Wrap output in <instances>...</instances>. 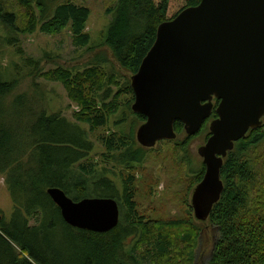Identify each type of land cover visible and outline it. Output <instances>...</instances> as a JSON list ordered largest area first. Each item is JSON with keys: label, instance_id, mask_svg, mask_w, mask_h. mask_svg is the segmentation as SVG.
<instances>
[{"label": "trees", "instance_id": "obj_1", "mask_svg": "<svg viewBox=\"0 0 264 264\" xmlns=\"http://www.w3.org/2000/svg\"><path fill=\"white\" fill-rule=\"evenodd\" d=\"M9 1L0 0V21L14 33L40 30L57 36L69 29L76 47L91 44L88 7L72 1ZM200 2L116 0L109 9L116 16L105 35L112 58L133 76L153 47L159 26ZM108 60L97 58L78 72L57 67L39 73L63 86L78 108L73 121L47 112L27 91L19 92L17 80L0 82V177L14 205L11 220L0 216V264H195L198 242L209 230L214 246L208 264H264V117L262 126L251 129L224 159V191L209 219L198 221L191 204L188 215L146 219L137 202V169L156 149L137 143L136 129L146 118L131 111V79L109 73L103 66ZM218 105L215 99L213 114L197 135L185 134L177 121V138L159 143L173 145L164 155L173 168L179 171L189 163L192 141L208 140ZM128 111L134 121L126 127ZM92 138L100 145V163L92 155L97 147ZM204 174L203 165L188 177L189 193ZM50 188L63 190L76 202L115 199L119 225L108 233L68 225L48 195ZM70 257L75 261H68Z\"/></svg>", "mask_w": 264, "mask_h": 264}, {"label": "water", "instance_id": "obj_2", "mask_svg": "<svg viewBox=\"0 0 264 264\" xmlns=\"http://www.w3.org/2000/svg\"><path fill=\"white\" fill-rule=\"evenodd\" d=\"M53 2L59 0H51ZM132 111L146 118L137 142L153 149L177 138L175 123L197 135L219 101L210 137L198 149L205 174L191 199L198 221L209 219L224 191V159L264 117V0H201L162 23L156 41L131 78ZM48 195L64 221L108 233L120 223L115 199L74 201L59 188Z\"/></svg>", "mask_w": 264, "mask_h": 264}, {"label": "rangeland", "instance_id": "obj_3", "mask_svg": "<svg viewBox=\"0 0 264 264\" xmlns=\"http://www.w3.org/2000/svg\"><path fill=\"white\" fill-rule=\"evenodd\" d=\"M67 1L86 6L91 10L86 30L91 36V44L86 48L76 47L69 29L57 36L43 34L40 30L33 35H18L0 21V82L17 80L19 92L27 91L34 99H39L41 107L47 109V112H57L73 121V113L78 110L77 106L68 99L61 84L45 81L39 76L40 72L57 67L78 72L89 64H94L97 58H107L109 60L103 66L109 73L122 79H131L132 76L112 58L111 50L105 44V35L116 16V12H109V9L116 6V0H59L54 3ZM8 3L11 5L10 1ZM11 39L15 43L12 44L9 41ZM131 111L127 113V123L124 124L126 127L134 121ZM142 124L138 125L136 135ZM180 139H183V136ZM92 140L97 146L92 155L96 163H100L102 159L100 145L95 139L92 138ZM204 144L203 137L191 142L187 155L189 163L184 162L179 171L173 168L169 161L164 160V155L172 149V144H158L154 148L155 152L149 154L148 159L137 169V202L141 215L146 219H166L188 215V205L191 204L192 194L198 185L194 187L192 193H189L188 177L203 168V159L198 149ZM13 213L14 205L5 178L0 177V216L11 220ZM213 243L214 239L209 230L198 242L195 250V264H208ZM68 261L75 260L70 257Z\"/></svg>", "mask_w": 264, "mask_h": 264}, {"label": "flooded vegetation", "instance_id": "obj_4", "mask_svg": "<svg viewBox=\"0 0 264 264\" xmlns=\"http://www.w3.org/2000/svg\"><path fill=\"white\" fill-rule=\"evenodd\" d=\"M214 100H215V99H214ZM213 120H215V119H213ZM213 120H212V121H213ZM212 121H210V123H211ZM159 143H160V142H159ZM159 143H158V144H159ZM205 143H206V142H205ZM158 144H157V145H158Z\"/></svg>", "mask_w": 264, "mask_h": 264}, {"label": "bare ground", "instance_id": "obj_5", "mask_svg": "<svg viewBox=\"0 0 264 264\" xmlns=\"http://www.w3.org/2000/svg\"><path fill=\"white\" fill-rule=\"evenodd\" d=\"M142 64V63H141ZM211 135V134H210ZM204 165V164H203Z\"/></svg>", "mask_w": 264, "mask_h": 264}]
</instances>
